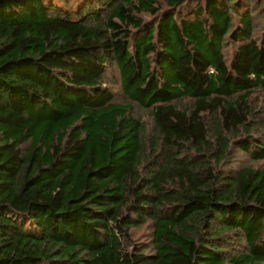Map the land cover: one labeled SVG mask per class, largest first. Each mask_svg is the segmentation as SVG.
<instances>
[{
	"label": "trees",
	"instance_id": "obj_1",
	"mask_svg": "<svg viewBox=\"0 0 264 264\" xmlns=\"http://www.w3.org/2000/svg\"><path fill=\"white\" fill-rule=\"evenodd\" d=\"M263 96L264 0H0V264H264Z\"/></svg>",
	"mask_w": 264,
	"mask_h": 264
},
{
	"label": "rangeland",
	"instance_id": "obj_2",
	"mask_svg": "<svg viewBox=\"0 0 264 264\" xmlns=\"http://www.w3.org/2000/svg\"><path fill=\"white\" fill-rule=\"evenodd\" d=\"M259 101L261 102V105L259 107V110L264 114V96L259 98ZM135 114H137L140 118L143 119L147 129L150 131L151 130V120H150V116L148 114L147 111H144V110H140V109H136V112ZM145 233V230L144 229H141V230H138L135 232V236L137 238H139L141 236V234H144Z\"/></svg>",
	"mask_w": 264,
	"mask_h": 264
}]
</instances>
